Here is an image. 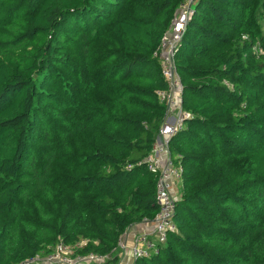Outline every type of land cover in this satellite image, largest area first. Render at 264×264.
Listing matches in <instances>:
<instances>
[{"label": "trees", "instance_id": "trees-1", "mask_svg": "<svg viewBox=\"0 0 264 264\" xmlns=\"http://www.w3.org/2000/svg\"><path fill=\"white\" fill-rule=\"evenodd\" d=\"M182 2L0 0V264L59 244L118 264L121 237L154 220V55ZM262 21L264 0L195 4L175 55L194 116L171 142L178 232L136 264H264Z\"/></svg>", "mask_w": 264, "mask_h": 264}, {"label": "built area", "instance_id": "built-area-1", "mask_svg": "<svg viewBox=\"0 0 264 264\" xmlns=\"http://www.w3.org/2000/svg\"><path fill=\"white\" fill-rule=\"evenodd\" d=\"M198 1L183 0L170 31L162 38L160 47L154 55L160 63L162 76L167 84V90L158 93L160 101L167 110L153 151L144 163L149 172L157 175L156 203L159 209L153 221L142 223L152 226V231L145 230L136 234L133 244L128 249L134 262L157 254L160 247L167 243L169 235L178 232L175 214L176 206L181 201L182 195L177 191V184H182L184 168L181 162L176 163L182 159V156L173 157L171 142L187 129L189 121L194 116L183 108V85L176 68L175 55ZM253 52L264 56V49L260 46L254 47ZM84 244L81 243L79 247ZM61 245L56 247L54 253L44 258L46 262L68 264L67 260L61 256L63 253ZM119 247H122L123 251L127 249V245L121 246V242ZM75 259L83 260L78 261L81 263L103 260L93 255L85 258L75 257ZM39 260L40 258L37 257L30 262L34 263Z\"/></svg>", "mask_w": 264, "mask_h": 264}, {"label": "rangeland", "instance_id": "rangeland-1", "mask_svg": "<svg viewBox=\"0 0 264 264\" xmlns=\"http://www.w3.org/2000/svg\"><path fill=\"white\" fill-rule=\"evenodd\" d=\"M179 9H180V5L177 8V10L175 11L174 16H173V19L171 20L170 25H169L168 29L166 30V32L164 33L163 37L170 31V29H171V27H172V25L174 23L175 17L177 15ZM261 28H262V33L264 35V22L263 21L261 23ZM177 187H178V190L181 189L180 183L177 184ZM125 234L121 237V241H120L121 242V246L122 245L124 246L125 243L126 242H129L132 238H133V242H134V239H135L134 237L136 236V234H134L132 237H129V231H127ZM61 246L63 247L62 248L63 253L61 254V256L63 257V259L67 260L68 264H104L106 261L109 260V258L104 259V261L102 263L100 261L99 262H96V261H92V260L89 261V262H86V263H81V262H78V261H83V260L75 259V257H74V255L76 256V254H75V248L76 247H71L70 245H66V244L65 245L62 244ZM123 254H124L123 248L122 247H119V249H118V255H119L118 256V264H136V262H134V260H133V258L131 256H129V261L128 262H124ZM40 261H41V263L50 264V263L46 262L44 258L40 259ZM27 264H37V262L34 261V263H32V262L28 261Z\"/></svg>", "mask_w": 264, "mask_h": 264}, {"label": "crops", "instance_id": "crops-1", "mask_svg": "<svg viewBox=\"0 0 264 264\" xmlns=\"http://www.w3.org/2000/svg\"><path fill=\"white\" fill-rule=\"evenodd\" d=\"M180 185H181V189L178 190V187H177V191H179L178 193H180L182 195V192H181L182 191V184H180ZM145 230L146 231H152V226H149L148 224H140V225L133 226V227H131V229L128 230L129 231V237H132L134 234L142 233ZM132 243H133V238L129 242L125 243L127 245V249L124 250V254H123L124 262L129 261L130 252L128 249H129V247H131Z\"/></svg>", "mask_w": 264, "mask_h": 264}]
</instances>
